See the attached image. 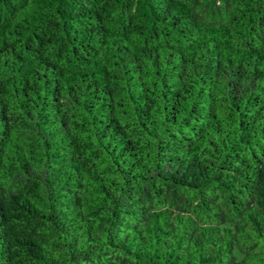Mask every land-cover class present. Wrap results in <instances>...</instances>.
<instances>
[{"label":"trees","instance_id":"16d2710c","mask_svg":"<svg viewBox=\"0 0 264 264\" xmlns=\"http://www.w3.org/2000/svg\"><path fill=\"white\" fill-rule=\"evenodd\" d=\"M0 264H264V0H0Z\"/></svg>","mask_w":264,"mask_h":264}]
</instances>
